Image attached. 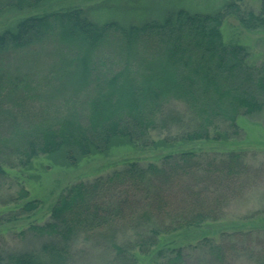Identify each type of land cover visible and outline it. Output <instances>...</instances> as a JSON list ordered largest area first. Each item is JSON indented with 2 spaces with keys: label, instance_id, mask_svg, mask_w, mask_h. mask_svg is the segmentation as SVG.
I'll use <instances>...</instances> for the list:
<instances>
[{
  "label": "trees",
  "instance_id": "trees-1",
  "mask_svg": "<svg viewBox=\"0 0 264 264\" xmlns=\"http://www.w3.org/2000/svg\"><path fill=\"white\" fill-rule=\"evenodd\" d=\"M43 1L0 0V13L36 9ZM242 1L230 0L214 13L178 9L127 26L98 25L72 8L29 16L1 32L0 179L13 160L25 166L62 152L75 165L106 152L114 139L146 148L154 131L168 132L165 143L217 140L221 127L235 128L239 117L262 112L264 68L247 65L244 48L226 45L220 31L227 16L246 30L264 27V0L258 14L242 10ZM256 175L236 151H181L159 163L130 162L67 187L47 222L18 233L35 247L1 248L0 264H75L81 236L102 240L106 264H137L135 253L155 250L149 264H188L182 248L160 249L159 238L218 220ZM26 197L21 189L11 201ZM177 204L185 207L174 209ZM38 206L26 201L0 217V225ZM257 231L224 233L219 243L203 239L190 250L196 264L264 259V233Z\"/></svg>",
  "mask_w": 264,
  "mask_h": 264
},
{
  "label": "rangeland",
  "instance_id": "rangeland-1",
  "mask_svg": "<svg viewBox=\"0 0 264 264\" xmlns=\"http://www.w3.org/2000/svg\"><path fill=\"white\" fill-rule=\"evenodd\" d=\"M230 0H44L36 9L5 10L0 13V33L13 30L16 24L29 16L72 8L83 9L96 24L115 21L122 25L161 20L170 11L184 9L188 12L214 13ZM263 0H243L240 7L244 11L258 14ZM223 42L226 45H239L244 48L245 62L252 67L264 68V27L246 30L232 16H227L221 27ZM217 140L192 143H165L166 131H154L149 135L148 147H134L125 140L114 139L104 153H93L79 158L75 165L64 160L62 152L53 155H40L28 165L20 166L13 160L12 167H4L6 176L0 179V217H6L19 210L26 201L39 202L37 210L30 216H22L0 225V249L19 250L33 248V242H25L18 233L30 224H43L49 220L50 210L58 196L70 185L107 175L120 170L130 162L142 164L159 163L168 153L193 151L196 153L221 154L229 151L242 152L246 163L257 170L258 178L243 196L231 200L222 207L218 220H208L197 227L173 231L159 238V248H182L189 259L188 264H196L195 253L190 248L203 239L220 242L222 234L234 231L259 230L264 233V109L253 116H241L235 128L221 127ZM27 197L16 202L11 199L20 190ZM181 204V203H180ZM184 205L174 206L181 209ZM185 207V206H184ZM255 212L260 214L255 215ZM263 212V213H262ZM9 217V216H8ZM246 217V218H244ZM254 232V231H253ZM122 234V233H121ZM262 236V235H259ZM122 238V235H121ZM255 236L252 242L255 241ZM102 240L81 236L74 245L75 264H106L109 254L101 245ZM248 243V241H247ZM254 245V243L252 244ZM155 253L150 256L136 254L137 264H149ZM190 254V255H188ZM257 256L240 257L235 264H264Z\"/></svg>",
  "mask_w": 264,
  "mask_h": 264
}]
</instances>
